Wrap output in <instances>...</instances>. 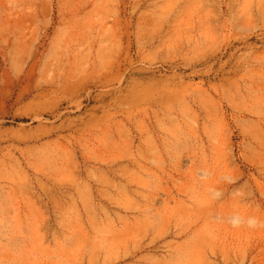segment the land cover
<instances>
[{
	"label": "rangeland",
	"instance_id": "obj_1",
	"mask_svg": "<svg viewBox=\"0 0 264 264\" xmlns=\"http://www.w3.org/2000/svg\"><path fill=\"white\" fill-rule=\"evenodd\" d=\"M0 264H264V0H0Z\"/></svg>",
	"mask_w": 264,
	"mask_h": 264
}]
</instances>
